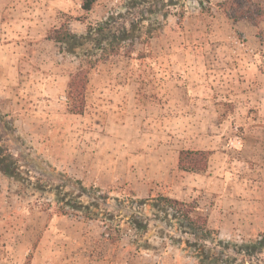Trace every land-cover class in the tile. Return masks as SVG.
Segmentation results:
<instances>
[{
	"label": "rangeland",
	"instance_id": "374dc122",
	"mask_svg": "<svg viewBox=\"0 0 264 264\" xmlns=\"http://www.w3.org/2000/svg\"><path fill=\"white\" fill-rule=\"evenodd\" d=\"M199 1L178 0L149 42L100 63L73 114L79 60L48 34H82L123 0L88 12L84 0H0V153L20 174L0 171V264H197L154 228L158 249H138L106 235L109 220L62 213L58 197L77 198L80 183L109 197L99 211L115 225L128 214L118 199L164 194L195 202L223 240L264 233V0H252L257 25L230 19L225 0ZM184 149L210 152L208 169L181 170Z\"/></svg>",
	"mask_w": 264,
	"mask_h": 264
},
{
	"label": "trees",
	"instance_id": "16d2710c",
	"mask_svg": "<svg viewBox=\"0 0 264 264\" xmlns=\"http://www.w3.org/2000/svg\"><path fill=\"white\" fill-rule=\"evenodd\" d=\"M97 0H84L83 9L88 12ZM200 0L202 10L204 2ZM178 0H123L121 6L96 24H87L84 33L74 32L69 25H61L50 30L48 39L59 44L68 54L79 60V66L70 74L65 92L68 111L82 114L85 110V93L90 81V74L110 57L120 55L126 50L132 54L134 47L143 38L150 41L161 29L162 20L173 14L171 7ZM225 14L233 21L249 19L259 24L263 9L252 0H225L219 4ZM183 14L180 15L182 18ZM141 57H144L143 55ZM211 153L204 150L184 149L179 152L178 166L183 171L205 172L208 169ZM0 153V171L12 181H19L20 174L11 159ZM77 198L58 197L62 213L67 208L89 219H100L106 224V235L118 232L122 236L132 237L138 249H158L152 246L146 236L154 228L156 235L166 245L171 243L184 247L197 264H264V233L245 241H229L219 237L216 230L209 226L208 217L200 212L195 202L180 200L168 195L158 194L150 198L138 199L124 196L120 205L128 210L120 224L111 223L99 211V199L107 202L108 196H100L99 189H88L80 183ZM92 198L85 203L80 197ZM149 211L150 214L147 212ZM108 213V212H107ZM101 215L102 218H99ZM110 215V214H107ZM111 216V215H110ZM113 221V220H112ZM143 241L144 244H140Z\"/></svg>",
	"mask_w": 264,
	"mask_h": 264
}]
</instances>
